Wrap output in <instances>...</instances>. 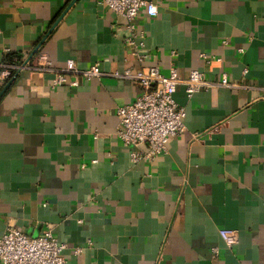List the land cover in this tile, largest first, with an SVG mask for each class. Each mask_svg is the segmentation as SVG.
<instances>
[{"label": "crops", "instance_id": "0c3cea01", "mask_svg": "<svg viewBox=\"0 0 264 264\" xmlns=\"http://www.w3.org/2000/svg\"><path fill=\"white\" fill-rule=\"evenodd\" d=\"M97 1L0 0V71L44 54L53 70L74 60L105 74L77 88L53 89L52 71L0 79V239L51 229L66 264H264V0H148L143 62L125 19ZM151 67L219 85L191 99L180 85L185 133L135 162L147 147L118 138L117 109L141 88L113 74Z\"/></svg>", "mask_w": 264, "mask_h": 264}, {"label": "built area", "instance_id": "2783aa9c", "mask_svg": "<svg viewBox=\"0 0 264 264\" xmlns=\"http://www.w3.org/2000/svg\"><path fill=\"white\" fill-rule=\"evenodd\" d=\"M97 4L125 19L127 30L125 43L138 61L143 62L147 56L141 51L143 45L137 43L140 36L136 32V21L142 11L149 18L156 17L158 15L156 4L148 0H98ZM240 52L243 53V50ZM202 58L208 60L205 54H202ZM20 61L18 56H14L11 62L6 61L1 66L0 79L9 78L14 71L24 69L52 71L55 73L52 88L56 89L63 86L77 88L82 80L101 79L105 75L99 64L81 71L74 60H69L62 70H53L52 63L44 54H39L33 60H26L25 57L23 63L19 64ZM244 74H248L247 69L244 70ZM113 76L135 82L141 88L139 97L133 103L117 109L118 138L125 146L147 147L145 154L132 153L135 162L143 159L152 160L166 154L169 141L185 133V110L180 108L175 100L180 85L185 86L189 99L204 89L219 85L208 81L204 74L198 71L191 72L187 78H181L175 68L171 69L168 76L163 75L159 67L141 69L138 72L126 69L123 72H115ZM220 85L226 88L234 86L229 83L226 75ZM238 242V235L233 231L225 238L228 248L235 247ZM68 248L67 244L59 242L54 237L51 229L38 237H32L11 227L0 239V264H66L65 252ZM214 252L217 253V249ZM81 253L82 250L79 248L73 251L75 256Z\"/></svg>", "mask_w": 264, "mask_h": 264}, {"label": "trees", "instance_id": "16d2710c", "mask_svg": "<svg viewBox=\"0 0 264 264\" xmlns=\"http://www.w3.org/2000/svg\"><path fill=\"white\" fill-rule=\"evenodd\" d=\"M13 57V56H12Z\"/></svg>", "mask_w": 264, "mask_h": 264}]
</instances>
